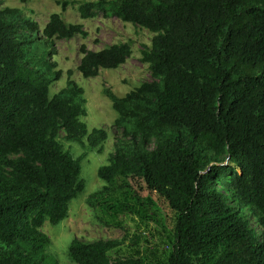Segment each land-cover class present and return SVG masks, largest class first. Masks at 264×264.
Instances as JSON below:
<instances>
[{"label":"trees","instance_id":"16d2710c","mask_svg":"<svg viewBox=\"0 0 264 264\" xmlns=\"http://www.w3.org/2000/svg\"><path fill=\"white\" fill-rule=\"evenodd\" d=\"M3 4L0 241L7 250L0 248V264H60L46 254L50 239L42 228L46 220L57 225L69 217L71 201L86 189L81 173L88 155L66 150L62 134L81 144L87 138L96 148L108 133H89L81 119L85 90L72 71L51 97L63 76L57 52L33 43L55 45L87 33L59 13L41 30ZM79 10L83 18L102 11L153 33L142 52L152 79L123 97L105 90L118 113L114 127L127 141L118 140L99 168L106 185L90 201L123 180L166 204L174 245L159 264H264V0H94ZM81 53L78 70L95 78L101 69L124 65L133 48L128 42L98 51L82 46ZM120 245L75 238L69 251L76 264H143L112 262L109 252Z\"/></svg>","mask_w":264,"mask_h":264},{"label":"rangeland","instance_id":"374dc122","mask_svg":"<svg viewBox=\"0 0 264 264\" xmlns=\"http://www.w3.org/2000/svg\"><path fill=\"white\" fill-rule=\"evenodd\" d=\"M2 1L4 7L20 9L22 16L36 22L41 30L54 13L61 14L67 23L83 26L87 35L56 40L55 45L37 39L33 45L39 46L40 51L50 52L54 49L57 52L54 60L58 62V70L63 71V76L51 86V97L67 86L68 73L72 71V79L85 90L87 114L81 119L87 124L89 133L95 128L105 129L108 133L107 141L96 148H90L87 138L84 139L85 144H81L66 140L62 134L65 149L70 150L76 158L88 152L82 162L81 173L86 189L71 201L68 218L57 225L46 220L42 228L50 239L46 254L60 264H76L69 251L75 238L85 242L119 240L121 245L109 252L112 262L132 259L140 260L143 264H159L167 261L174 245L173 213L166 204L158 201L157 196L149 194L133 181H127L126 185L123 180H117L103 196L90 201V196L103 190L106 185L98 175L99 168L109 163L118 140L127 141L122 132L114 127L118 113L105 90L110 89L123 97L152 79L149 66L142 61V52L146 46H151L153 33L114 15H105L102 11L95 17L83 18L80 6L94 0ZM124 42L130 43L133 48V55L124 65L101 69L95 78H86L78 70L83 57L82 46L98 51ZM222 163L231 164L228 159ZM244 210L250 212L248 207H244ZM252 223L258 227L255 221ZM261 240L264 242V239ZM0 248L7 250L1 241Z\"/></svg>","mask_w":264,"mask_h":264}]
</instances>
